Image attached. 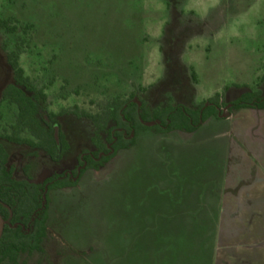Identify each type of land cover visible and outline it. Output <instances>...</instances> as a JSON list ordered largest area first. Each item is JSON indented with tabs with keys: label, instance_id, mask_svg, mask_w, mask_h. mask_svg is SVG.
I'll return each mask as SVG.
<instances>
[{
	"label": "rangeland",
	"instance_id": "obj_1",
	"mask_svg": "<svg viewBox=\"0 0 264 264\" xmlns=\"http://www.w3.org/2000/svg\"><path fill=\"white\" fill-rule=\"evenodd\" d=\"M9 15L34 23L19 64L46 94L42 106L57 113L70 145L55 163L48 157L20 160L23 147L5 142L19 178L27 175L25 166L35 181L70 169L84 151L105 143L106 134H96L88 118L70 113L74 106L94 113L131 91L152 108L170 103L192 107L215 92L224 93V101L247 89L264 95V0H0V17ZM15 39L0 31V95L11 80L4 62ZM16 111L0 98V130L14 122ZM225 123L212 120L192 140L214 137L227 130ZM171 142L167 133L144 131L135 145L120 150L102 168L85 170L77 185L49 191L48 226L72 251L62 256L66 248L54 235L40 251L22 254L20 260L142 264L115 257L126 250L127 237L112 246L111 209L118 193L125 194L127 176L162 161ZM209 146L200 147L198 156ZM189 152L181 156L189 157ZM192 246L193 257L209 255L203 243Z\"/></svg>",
	"mask_w": 264,
	"mask_h": 264
},
{
	"label": "crops",
	"instance_id": "obj_2",
	"mask_svg": "<svg viewBox=\"0 0 264 264\" xmlns=\"http://www.w3.org/2000/svg\"><path fill=\"white\" fill-rule=\"evenodd\" d=\"M212 120L226 122L227 130L192 140ZM167 134L174 142L166 157L128 175L125 194L112 206V246L127 237L126 250L115 257L142 264H264V109L241 108L227 118L209 117L192 132ZM186 150L190 156L183 158ZM195 243L210 248L209 255L193 257Z\"/></svg>",
	"mask_w": 264,
	"mask_h": 264
},
{
	"label": "trees",
	"instance_id": "obj_3",
	"mask_svg": "<svg viewBox=\"0 0 264 264\" xmlns=\"http://www.w3.org/2000/svg\"><path fill=\"white\" fill-rule=\"evenodd\" d=\"M34 23L24 21L16 15L0 17V31L14 34L15 46L6 52L4 67L11 80L1 89V100L16 106L14 123L10 130L0 131V216L4 222L0 232V264H25L22 254L40 251L50 238L47 227L48 194L51 189L75 186L78 180L59 179L54 175L41 182L16 179V167L10 164L9 155L2 140L25 144L24 156H48L52 161H60L70 149L61 132V124L55 119L57 113L42 106L46 94L32 84L19 64L21 52L30 44ZM6 48L8 44L5 45ZM193 77L196 79L195 72ZM228 87H225L226 91ZM224 93L213 95L188 107L181 103H170L152 108L142 99L135 100L136 92L127 96L111 98L97 112H89L74 106L70 113L88 118L95 127L96 134H106L105 143H100L94 151H84L85 168L98 169L108 162L119 149L129 148L136 143L138 134L145 130L167 133L173 130L192 132L209 117L226 118L241 108L264 109V95L246 91L231 101H222ZM230 104L225 115L218 114V108ZM62 113H69L63 109ZM23 132L33 138L24 137ZM97 158V159H96ZM79 163H82L79 160ZM81 170L80 174L83 173ZM26 171V167H25ZM46 190V192H45Z\"/></svg>",
	"mask_w": 264,
	"mask_h": 264
},
{
	"label": "flooded vegetation",
	"instance_id": "obj_4",
	"mask_svg": "<svg viewBox=\"0 0 264 264\" xmlns=\"http://www.w3.org/2000/svg\"><path fill=\"white\" fill-rule=\"evenodd\" d=\"M135 99V98H134ZM136 101H137V99H135ZM222 101H224L223 100V98H222ZM230 106V104H226V105H223V106H221V107H219L217 110H218V114H219V116L220 117H222L223 115H225V113H226V110H227V108ZM256 109V108H255ZM236 112V111H235ZM234 113V112H233ZM232 113V114H233ZM231 115V114H230ZM229 115V116H230ZM228 116V117H229ZM227 118V117H226ZM208 119V118H207ZM14 123V122H13ZM12 123V124H13ZM203 123V122H202ZM12 124H10V125H12ZM10 125L7 127V128H5V129H7V130H10ZM0 131H3V129L2 130H0ZM145 131H147V130H145ZM151 131V130H150ZM142 132H144V131H142ZM153 132V131H152ZM23 133H25V132H23ZM26 133H28V132H26ZM141 133V132H140ZM139 133V134H140ZM29 134V136H24L23 134H21L22 136H24V137H29V138H33V136L30 134V133H28ZM138 134V135H139ZM156 134H164V133H156ZM5 142H7V143H10V144H13V145H18V146H22L23 148L20 150V155H21V157H20V160H24V159H33V158H38V157H48V156H42V155H40V156H31V155H27V156H24L23 154H22V152L24 151V150H26L27 149V145H25V144H16V143H12V142H9V141H6V140H2V143H3V145H4V147H5V149H6V151L8 152V149H7V147H6V143ZM126 149V148H125ZM119 150H122V149H119ZM119 150H117V152L119 151ZM116 152V153H117ZM66 154V153H65ZM65 154H64V156H65ZM8 155H9V160H10V154H9V152H8ZM83 155H84V152L82 153V154H80L79 155V157H78V159H77V163L72 167V168H70V169H66V170H63V171H61V172H56V173H52L51 175H48V176H46V177H44L43 179H41V180H39V181H35V180H33L32 178H30V173L28 174V167H26V171H25V167L23 168V171L26 173L27 172V175H25V177L24 178H19V177H17L16 175H15V172L16 171H18V166L17 165H12V163H11V161H10V164L13 166V167H16V170L14 171V173H13V175H14V177L16 178V179H19V180H28V181H30V182H33V183H38V182H41V181H43L44 179H46V178H48V177H51V176H54V175H56V176H58V178L59 179H62V178H70L71 180H73V181H75V180H78L79 181V178L81 177V175L82 174H80V172H81V170H83L84 168H85V162H83ZM63 156V157H64ZM115 156V155H114ZM113 156V157H114ZM112 157V158H113ZM48 159L49 160H51L49 157H48ZM63 159V158H62ZM61 159V160H62ZM97 159V158H96ZM60 160V161H61ZM79 160H81L82 161V163H79ZM52 161V160H51ZM60 161H58V162H60ZM52 162H54V161H52ZM58 162H55V163H58ZM107 163V162H106ZM105 163V164H106ZM104 164V165H105ZM103 165V166H104ZM102 166V167H103ZM102 167H100V168H102ZM100 168H98V169H100ZM88 169H94V168H88ZM85 170H87V169H84V171ZM95 170H97V169H95ZM83 171V172H84ZM78 181H77V183H78ZM77 185V184H76ZM67 187H71V186H67ZM63 188H66V187H63ZM56 189H62V188H56ZM51 190H54V189H51ZM51 190H49V191H51ZM49 191L47 192V194L49 193ZM45 192H46V190H45ZM48 211V210H47ZM0 218H1V216H0ZM1 220H2V218H1ZM47 221H48V217H47ZM2 222H3V220H2ZM3 224H4V222H3ZM3 224H2V226H3ZM46 224H47V227H48V229L51 231V235L50 236H56L57 238H59V240H60V242L63 244V241L61 240V238L59 237V235H58V233L57 232H55L51 227H49L48 226V223L46 222ZM1 229H2V227H1ZM63 246L66 248V250L63 252V254H62V256L63 255H65V253L66 252H68V251H72V249L70 248V247H68V245H64L63 244ZM61 256V257H62Z\"/></svg>",
	"mask_w": 264,
	"mask_h": 264
},
{
	"label": "water",
	"instance_id": "obj_5",
	"mask_svg": "<svg viewBox=\"0 0 264 264\" xmlns=\"http://www.w3.org/2000/svg\"><path fill=\"white\" fill-rule=\"evenodd\" d=\"M2 224H3V222H2V220H1V218H0V232H1Z\"/></svg>",
	"mask_w": 264,
	"mask_h": 264
}]
</instances>
